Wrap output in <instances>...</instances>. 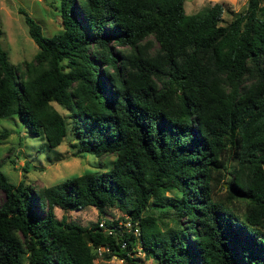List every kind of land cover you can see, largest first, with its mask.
<instances>
[{"label": "trees", "instance_id": "obj_1", "mask_svg": "<svg viewBox=\"0 0 264 264\" xmlns=\"http://www.w3.org/2000/svg\"><path fill=\"white\" fill-rule=\"evenodd\" d=\"M183 1L59 0L50 35L19 8L36 51L13 63L0 46V117L55 146L67 133L55 102L73 153L114 159L35 189L0 170V264H140L136 243L156 264H264V0L224 24L219 2ZM86 205L88 225L53 210ZM123 215L137 236L98 225Z\"/></svg>", "mask_w": 264, "mask_h": 264}, {"label": "rangeland", "instance_id": "obj_2", "mask_svg": "<svg viewBox=\"0 0 264 264\" xmlns=\"http://www.w3.org/2000/svg\"><path fill=\"white\" fill-rule=\"evenodd\" d=\"M213 2H219L222 11L219 23L224 24L237 12L245 7L246 0H184L186 13L196 12ZM59 0H0V46L6 50L8 59L13 63H22L32 58L36 44L27 33L26 24L19 8L24 9L41 27L44 35H50L60 27L57 8ZM52 105L65 117L67 133L59 144L49 146L41 133H32L17 113L0 117V131L6 130L7 135L0 139V170L12 183L22 181L31 188L51 185L63 181L74 174L82 172H102L112 166L113 153L95 155L82 151L73 153V125L70 112L59 104ZM226 177V172L223 173ZM173 193L168 191L167 194ZM3 194L0 191V199ZM59 217L62 213L68 220L88 225L98 217L91 205L78 209L62 211L54 207ZM106 216H117L119 211L114 206L106 209ZM159 206L152 200L145 212L157 214ZM103 215V214H102ZM100 217V216H99ZM133 256L138 257L140 264H156L153 259L135 245ZM100 260L99 257L95 259ZM109 264H125L116 255L106 259Z\"/></svg>", "mask_w": 264, "mask_h": 264}, {"label": "built area", "instance_id": "obj_3", "mask_svg": "<svg viewBox=\"0 0 264 264\" xmlns=\"http://www.w3.org/2000/svg\"><path fill=\"white\" fill-rule=\"evenodd\" d=\"M98 225L104 229L106 233H111V234H116L118 233L119 235L123 236L125 232H130L133 235L137 236L139 232V226L137 219L132 218L129 215H123L122 218H119L117 221L114 223H110L106 225L102 220L98 221ZM126 244V240L124 238H121L120 240V246H124ZM138 246L139 244L136 243ZM140 248V246H139ZM101 250H108L107 247L104 246H98L96 248L97 253H101ZM118 257V256H117ZM119 261H122V258H119Z\"/></svg>", "mask_w": 264, "mask_h": 264}]
</instances>
